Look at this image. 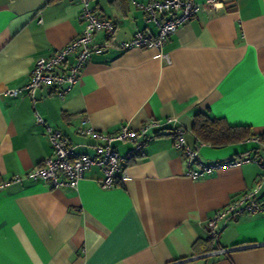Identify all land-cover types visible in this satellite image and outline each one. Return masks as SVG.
Returning a JSON list of instances; mask_svg holds the SVG:
<instances>
[{
  "label": "crops",
  "instance_id": "1",
  "mask_svg": "<svg viewBox=\"0 0 264 264\" xmlns=\"http://www.w3.org/2000/svg\"><path fill=\"white\" fill-rule=\"evenodd\" d=\"M115 24L111 44L99 48L79 81L58 96L42 86L35 99L22 89L34 61L79 34L77 0H0V179L24 174L52 154L45 126L58 128L77 150L98 142L79 130L139 129L152 120L142 152L116 142L126 175L109 188L92 166L76 189L23 179L0 190V264H264V213L218 222L217 242L206 222L260 183L264 145L253 140L213 147L196 140L193 116L209 110L230 125L264 132V0H223L204 8L169 36L161 49L118 42L138 30L155 33L133 0H89ZM146 2L147 0H137ZM202 1V0H195ZM111 41V40H110ZM198 149L203 163L241 157L238 165L187 174L173 130ZM226 252H215L217 248Z\"/></svg>",
  "mask_w": 264,
  "mask_h": 264
},
{
  "label": "built area",
  "instance_id": "2",
  "mask_svg": "<svg viewBox=\"0 0 264 264\" xmlns=\"http://www.w3.org/2000/svg\"><path fill=\"white\" fill-rule=\"evenodd\" d=\"M77 1L80 5L79 18L83 23L81 32L50 55L38 57L31 68L30 81L23 88L8 90L9 94L17 95L24 89L34 100L36 90L42 86H48L58 96H64L79 81L83 68L93 52L99 48L93 43L94 35L99 31L103 32L106 36L104 46L111 44L115 32L113 20L100 15L90 5L89 0ZM132 2L142 10L145 20L156 26L157 31L155 33L148 29L136 31L130 39L118 42V45L125 50L134 47L161 49L177 28L195 17L201 10L204 8L216 10L224 6L223 0H147L146 2L133 0ZM35 120L45 126V133L52 146V154L43 158L38 165L24 174L0 179V190L10 183L20 182L23 179L42 181L53 188L67 186L76 189L80 180L92 166H97L102 170L103 177L99 183L103 188L114 186L120 178L126 175L122 166L123 158L115 143L132 142L129 153L138 156L146 140L150 138L147 133L148 129L155 125L154 121L149 120L139 129L121 125L116 131H99L93 128L79 130L80 133L92 135L98 140L93 145L94 153L88 154L78 151L77 145L70 143L60 129L46 124L39 114H36ZM184 131V128L180 126L175 128L173 141L175 147L185 156L187 174L193 179H199L213 170L238 165L249 160L247 157H241L222 162H200L197 159L198 149L186 143ZM250 140L259 143L255 138ZM257 162L264 169V163L258 160ZM260 188L261 184H256L253 189L235 197L208 218L206 228L209 238L217 242L218 222L222 219H237L243 213H264V196L259 195ZM226 251V248L219 247L215 250V252L223 253Z\"/></svg>",
  "mask_w": 264,
  "mask_h": 264
},
{
  "label": "trees",
  "instance_id": "3",
  "mask_svg": "<svg viewBox=\"0 0 264 264\" xmlns=\"http://www.w3.org/2000/svg\"><path fill=\"white\" fill-rule=\"evenodd\" d=\"M191 132L197 141L213 147H222L253 138L264 145V132L256 133L249 126L230 125L224 118L211 115L209 110L194 114Z\"/></svg>",
  "mask_w": 264,
  "mask_h": 264
}]
</instances>
